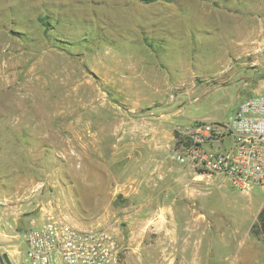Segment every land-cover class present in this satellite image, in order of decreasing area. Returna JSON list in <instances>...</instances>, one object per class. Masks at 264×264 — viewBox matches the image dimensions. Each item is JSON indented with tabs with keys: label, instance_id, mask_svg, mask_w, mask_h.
<instances>
[{
	"label": "rangeland",
	"instance_id": "obj_1",
	"mask_svg": "<svg viewBox=\"0 0 264 264\" xmlns=\"http://www.w3.org/2000/svg\"><path fill=\"white\" fill-rule=\"evenodd\" d=\"M261 85L264 0H0V252L24 264L53 218L112 231L119 264H264V186L197 177L173 142L161 177L131 130L166 119L174 141Z\"/></svg>",
	"mask_w": 264,
	"mask_h": 264
},
{
	"label": "built area",
	"instance_id": "obj_2",
	"mask_svg": "<svg viewBox=\"0 0 264 264\" xmlns=\"http://www.w3.org/2000/svg\"><path fill=\"white\" fill-rule=\"evenodd\" d=\"M170 158L197 177L246 191L264 186V89L239 102L227 121L176 125ZM24 264H119L122 247L106 228L81 229L48 218L31 219Z\"/></svg>",
	"mask_w": 264,
	"mask_h": 264
},
{
	"label": "crops",
	"instance_id": "obj_3",
	"mask_svg": "<svg viewBox=\"0 0 264 264\" xmlns=\"http://www.w3.org/2000/svg\"><path fill=\"white\" fill-rule=\"evenodd\" d=\"M264 89V85L259 86L258 89H255V92H260ZM166 119H162L161 122L158 124H153L149 125L146 127H135L134 129L136 132L140 134H146L148 135L147 137H142L140 138V142L135 145V147L132 148V151L136 156H134V159L136 161L143 160V159H152V164L151 165H157L159 166L160 172L159 175L161 177L170 174L173 175L172 173L167 172V168L163 170L164 167V158L165 154L168 155L170 145H172V131L169 128L170 125L169 123L165 121ZM138 157V158H137ZM156 160V161H155ZM163 162V164H155L156 162ZM148 167V166H147ZM26 236V234H25ZM4 239H10V236L6 235L4 232H0V243H3ZM26 244V242H25ZM2 247V244H0V248ZM8 251V259L10 264H20L18 262L17 256L16 255L19 251V249L15 250H7ZM3 251L0 252V255H3ZM7 255V254H6ZM1 264H5L4 259L0 260Z\"/></svg>",
	"mask_w": 264,
	"mask_h": 264
},
{
	"label": "trees",
	"instance_id": "obj_4",
	"mask_svg": "<svg viewBox=\"0 0 264 264\" xmlns=\"http://www.w3.org/2000/svg\"><path fill=\"white\" fill-rule=\"evenodd\" d=\"M254 232L264 238V202L257 214V224L254 227Z\"/></svg>",
	"mask_w": 264,
	"mask_h": 264
},
{
	"label": "water",
	"instance_id": "obj_5",
	"mask_svg": "<svg viewBox=\"0 0 264 264\" xmlns=\"http://www.w3.org/2000/svg\"><path fill=\"white\" fill-rule=\"evenodd\" d=\"M2 257H3V259H4V261H5L6 264H10L9 259H8L7 255H6V253H3Z\"/></svg>",
	"mask_w": 264,
	"mask_h": 264
}]
</instances>
